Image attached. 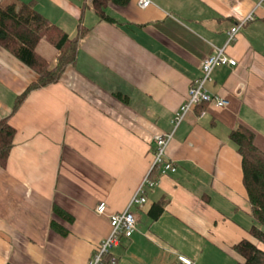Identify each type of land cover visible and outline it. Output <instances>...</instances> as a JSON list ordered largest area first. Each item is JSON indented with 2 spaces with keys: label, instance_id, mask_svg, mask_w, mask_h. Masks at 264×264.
<instances>
[{
  "label": "crops",
  "instance_id": "0c3cea01",
  "mask_svg": "<svg viewBox=\"0 0 264 264\" xmlns=\"http://www.w3.org/2000/svg\"><path fill=\"white\" fill-rule=\"evenodd\" d=\"M34 1L71 37L81 18L90 31L61 81L31 91L14 113L37 73L0 46V119L10 116L16 129L0 166V264H86L111 232L108 215L126 209L151 171L156 135L173 130L217 47L237 64L215 68L206 88L230 104L203 103L186 114L167 149L176 170L132 207L136 232L111 254L116 264L241 262L233 246L251 238L257 222L230 133L245 125L264 151L262 0H150L147 7L131 0L106 7L113 21L100 18L91 0ZM250 14L228 44L231 27ZM163 197L165 210L153 219L149 209ZM100 201L106 216L95 210Z\"/></svg>",
  "mask_w": 264,
  "mask_h": 264
},
{
  "label": "trees",
  "instance_id": "16d2710c",
  "mask_svg": "<svg viewBox=\"0 0 264 264\" xmlns=\"http://www.w3.org/2000/svg\"><path fill=\"white\" fill-rule=\"evenodd\" d=\"M131 0H91V5L100 18L113 19L107 14L106 7L111 3L124 5ZM36 2L0 3V46L28 65L37 73V78L18 95L12 113L16 112L25 98L34 89L61 81L68 67L76 63L82 38L90 31L79 21L76 36L68 32L41 14L35 7ZM46 40L59 54L57 61L49 60L38 50V45ZM10 116L0 119V166L5 167L14 144L16 129L9 123ZM242 156L243 182L251 204L250 213L257 224L249 230L251 238H243L236 243L234 250L243 257L238 264H264V151L255 143V133L245 125L235 127L230 133ZM158 166L150 176L157 177ZM165 197L154 202L149 209V216L159 218L165 210ZM59 214L62 211L55 208Z\"/></svg>",
  "mask_w": 264,
  "mask_h": 264
},
{
  "label": "built area",
  "instance_id": "2783aa9c",
  "mask_svg": "<svg viewBox=\"0 0 264 264\" xmlns=\"http://www.w3.org/2000/svg\"><path fill=\"white\" fill-rule=\"evenodd\" d=\"M262 3H264V0L259 5ZM140 4L142 7H147L151 2L150 0H141ZM252 19H254V15L250 14L246 19L231 27L228 32V44L236 38L240 28ZM236 64L237 60L227 55L225 47H217L213 54L203 59L201 63L202 74L193 80L188 91L187 99L181 104L180 109L176 111L172 118L173 130L165 134L156 135L154 139V160L151 171L158 166L159 173L157 177H151L150 171L140 182L126 209L108 215L111 232L101 242L97 252L88 259L86 264H116V258L111 254V249L120 245L124 239H131L137 229L138 217L132 210V207L136 205L143 206L147 202V191L158 185L160 175L176 170V163L167 157V149L175 130L182 123L186 114L200 104L212 102L217 107H224L230 104L229 99L210 93L206 88V83L212 80V72L215 68L224 65H231L233 67ZM107 208V203L100 201L96 204L95 210L98 214L106 216Z\"/></svg>",
  "mask_w": 264,
  "mask_h": 264
},
{
  "label": "rangeland",
  "instance_id": "374dc122",
  "mask_svg": "<svg viewBox=\"0 0 264 264\" xmlns=\"http://www.w3.org/2000/svg\"><path fill=\"white\" fill-rule=\"evenodd\" d=\"M7 3H9V0L3 1L2 4L5 6L7 5ZM47 47H49L50 49H52L51 51L47 50ZM38 50L43 53L44 55H46L49 59L53 60L52 58L54 57L55 53H56V48L53 47L52 45H50L49 42H47L46 40H43L39 43L38 45Z\"/></svg>",
  "mask_w": 264,
  "mask_h": 264
}]
</instances>
